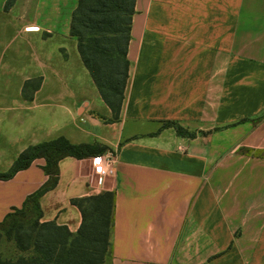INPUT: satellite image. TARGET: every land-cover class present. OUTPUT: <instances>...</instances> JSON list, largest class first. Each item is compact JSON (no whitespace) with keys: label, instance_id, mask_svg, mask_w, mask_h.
<instances>
[{"label":"crops","instance_id":"obj_1","mask_svg":"<svg viewBox=\"0 0 264 264\" xmlns=\"http://www.w3.org/2000/svg\"><path fill=\"white\" fill-rule=\"evenodd\" d=\"M7 1L0 172L59 136L116 156L101 181L92 157L62 159L42 220L76 232L71 200L113 191L110 264H264V0H136L117 118L70 34L78 0ZM44 164L0 180V221L47 181Z\"/></svg>","mask_w":264,"mask_h":264},{"label":"trees","instance_id":"obj_2","mask_svg":"<svg viewBox=\"0 0 264 264\" xmlns=\"http://www.w3.org/2000/svg\"><path fill=\"white\" fill-rule=\"evenodd\" d=\"M15 0H8V10ZM136 0H78L70 34L78 39V50L104 101L115 114L122 107L129 77L128 47ZM179 133H184L177 126ZM110 148L101 143H73L65 136L26 147L0 180H8L44 158L47 181L14 207L0 221V237L13 239L22 253L16 259H2L0 264H105L111 261L115 193L103 191L73 198L82 214L76 232L55 220L44 221L40 199L59 182V163L66 157L78 159L105 153ZM255 154L253 150H247ZM264 157V152L256 153ZM32 213L34 215H32Z\"/></svg>","mask_w":264,"mask_h":264},{"label":"rangeland","instance_id":"obj_3","mask_svg":"<svg viewBox=\"0 0 264 264\" xmlns=\"http://www.w3.org/2000/svg\"><path fill=\"white\" fill-rule=\"evenodd\" d=\"M59 25L61 26L59 29H61L63 31L64 27L62 26L63 22H58ZM35 25V24H34ZM72 36V35H71ZM76 41H77V47H78V39L76 36H73ZM17 42H19V38H15L14 35L10 36L7 40L6 43L7 44H16ZM64 50H61V52L63 53ZM80 53V52H79ZM82 58V57H81ZM83 60V59H82ZM84 63V62H83ZM85 65V64H84ZM86 67V66H85ZM87 68V67H86ZM87 70L89 71V69L87 68ZM90 73V71H89ZM91 74V73H90ZM92 76V75H91ZM93 78V77H92ZM94 80V78H93ZM95 82V81H94ZM35 83H33L34 85ZM96 84V82H95ZM97 86V85H96ZM99 90V89H98ZM92 171L95 172L92 168ZM96 174V173H93ZM32 215H34L32 213ZM22 253L18 250V248L16 247V243L13 239H8L6 236H2L0 237V257L2 259H16L18 256H20ZM105 264H109V262L105 263Z\"/></svg>","mask_w":264,"mask_h":264},{"label":"built area","instance_id":"obj_4","mask_svg":"<svg viewBox=\"0 0 264 264\" xmlns=\"http://www.w3.org/2000/svg\"><path fill=\"white\" fill-rule=\"evenodd\" d=\"M27 30L38 29V26H28ZM93 168L99 180L115 173L116 156L112 152H105L92 157Z\"/></svg>","mask_w":264,"mask_h":264}]
</instances>
